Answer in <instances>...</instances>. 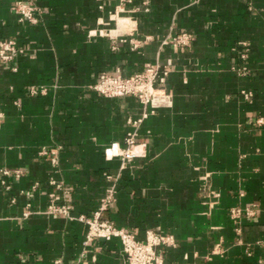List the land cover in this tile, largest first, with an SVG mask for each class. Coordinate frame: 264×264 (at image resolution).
<instances>
[{
  "label": "crops",
  "instance_id": "crops-1",
  "mask_svg": "<svg viewBox=\"0 0 264 264\" xmlns=\"http://www.w3.org/2000/svg\"><path fill=\"white\" fill-rule=\"evenodd\" d=\"M17 1L0 0V41L18 46L12 66L0 61V264H122L118 239L85 246V223L48 212L55 193L90 216L112 186L104 218L139 240L173 234L166 264H264V0H132L124 11L122 0H28L38 24L20 20ZM118 23L120 36L101 34ZM179 32L189 46L163 44ZM156 65L170 69L158 82L173 104L148 109L144 155L122 167L105 150L125 147L144 107L91 86ZM254 204L238 233L231 208Z\"/></svg>",
  "mask_w": 264,
  "mask_h": 264
},
{
  "label": "built area",
  "instance_id": "built-area-1",
  "mask_svg": "<svg viewBox=\"0 0 264 264\" xmlns=\"http://www.w3.org/2000/svg\"><path fill=\"white\" fill-rule=\"evenodd\" d=\"M126 2H132V0H122L119 11H124V4ZM16 12L20 15L21 21H27L31 24H38L43 21V10L37 4L28 0H18L15 6ZM131 25V21H129ZM123 31V30H122ZM119 31V23L115 28H111L107 31H101V34L108 35L110 37H118L122 34ZM149 38H146L147 40ZM133 48H137L141 44V40L131 39ZM192 42V35L188 32H179L171 35L169 38L163 41V44H170L174 47L189 46ZM245 45V43H242ZM18 52V46L15 40L7 39L0 41V61L3 64L13 65V61ZM170 69L168 67L161 68L159 65L149 66L145 70L136 72L133 74H124L120 69L114 72L105 71L99 79L91 86L92 89L97 91L100 95L108 98H121L124 96H133L139 100L143 105V115L138 119H130L129 123L134 127L133 130L128 131L125 139V147H121L119 144L114 143L107 147L105 152L108 158L120 157L122 161V167H126L129 163L138 157L144 155L146 143L139 140L138 127L142 124L144 118H146L150 112L154 113L157 108L172 106L173 95L169 93L163 83L158 82L160 74L168 75ZM47 92L46 87H31L29 93L31 95L45 94ZM253 92H247L246 97L251 98ZM4 117V113L0 108V124ZM42 154H47V150H43ZM55 153V152H53ZM55 160V159H54ZM3 176L15 175L21 176L22 170H10L7 168L1 169ZM107 178L113 177L107 175ZM5 184L6 182L3 181ZM55 183V181H52ZM35 184L34 187H37ZM61 187L60 184L57 185ZM116 190L114 186L108 189L107 194L101 199L98 209L90 216L80 215L73 217L71 215V207L68 205H58L57 200L59 196L55 193L50 195V204L48 206V212L63 214L68 218L77 219L85 223L88 227L86 238L84 241L85 246L91 242L101 240H113L118 239L122 245L123 263L122 264H166L165 258L162 254L163 249L172 248L177 246L176 238L171 233L154 232L148 233L146 240H139L132 231L125 228L118 227L114 222L104 218V212L108 209L111 202L115 199ZM214 197L219 194L211 192ZM26 215L31 212V205ZM258 205L254 204L251 207L236 206L230 210L231 221L235 224L238 233H241V220L244 217H254ZM75 264H80L76 262Z\"/></svg>",
  "mask_w": 264,
  "mask_h": 264
}]
</instances>
